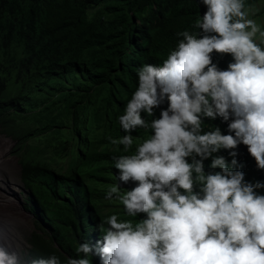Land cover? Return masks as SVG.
I'll return each instance as SVG.
<instances>
[{
    "label": "clouds",
    "instance_id": "clouds-1",
    "mask_svg": "<svg viewBox=\"0 0 264 264\" xmlns=\"http://www.w3.org/2000/svg\"><path fill=\"white\" fill-rule=\"evenodd\" d=\"M200 3L199 33L177 32L161 64L136 69L138 86L117 118L125 135L107 137L129 153L139 139L132 133L150 130L132 154L114 157L117 182L105 192L140 218L105 217L100 237L80 243L66 264H264V180H246L238 159L244 145L264 171V23L250 18L260 8L245 0ZM217 55L230 57L225 68ZM217 119L226 134L205 129ZM7 226L8 237L18 235L14 222ZM0 264L61 260L0 237Z\"/></svg>",
    "mask_w": 264,
    "mask_h": 264
},
{
    "label": "trees",
    "instance_id": "trees-1",
    "mask_svg": "<svg viewBox=\"0 0 264 264\" xmlns=\"http://www.w3.org/2000/svg\"><path fill=\"white\" fill-rule=\"evenodd\" d=\"M204 11L200 0H0V123L17 140L36 219L27 254L66 264L80 243L100 237L105 217L140 218L105 192L117 182L114 157L132 154L150 130L132 133L139 139L129 153L107 137L125 135L117 118L138 86L136 69L161 64L177 32L199 33ZM214 60L225 68L230 57ZM215 126L226 134L219 119L205 121ZM238 151L245 179L264 180L246 146Z\"/></svg>",
    "mask_w": 264,
    "mask_h": 264
},
{
    "label": "rangeland",
    "instance_id": "rangeland-1",
    "mask_svg": "<svg viewBox=\"0 0 264 264\" xmlns=\"http://www.w3.org/2000/svg\"><path fill=\"white\" fill-rule=\"evenodd\" d=\"M16 142L17 140L0 123V177L10 181L7 187L11 186L14 196L20 202L21 208L12 209L14 215L12 222L18 230V235H14L13 239L14 243L19 244L27 252L30 247L28 240L36 229V219L26 208V198L30 192L21 178L20 152L15 150ZM0 183L3 184L2 181Z\"/></svg>",
    "mask_w": 264,
    "mask_h": 264
},
{
    "label": "bare ground",
    "instance_id": "bare-ground-1",
    "mask_svg": "<svg viewBox=\"0 0 264 264\" xmlns=\"http://www.w3.org/2000/svg\"><path fill=\"white\" fill-rule=\"evenodd\" d=\"M4 179L0 177V181L3 182V184L0 183V218L3 220V223H0V237L3 238V242L7 245L14 242V235L11 237L7 236V223L9 220L12 221L14 219L12 209H19L21 207L19 200L14 196L11 186L7 187L10 181Z\"/></svg>",
    "mask_w": 264,
    "mask_h": 264
},
{
    "label": "crops",
    "instance_id": "crops-1",
    "mask_svg": "<svg viewBox=\"0 0 264 264\" xmlns=\"http://www.w3.org/2000/svg\"><path fill=\"white\" fill-rule=\"evenodd\" d=\"M255 4L260 8L259 13L255 17H250L256 19L258 23H264V0H251L246 5Z\"/></svg>",
    "mask_w": 264,
    "mask_h": 264
}]
</instances>
